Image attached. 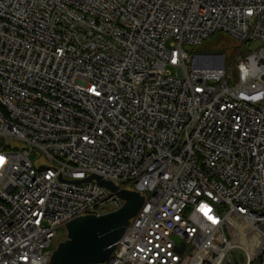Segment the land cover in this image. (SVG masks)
<instances>
[{"label":"built area","instance_id":"built-area-1","mask_svg":"<svg viewBox=\"0 0 264 264\" xmlns=\"http://www.w3.org/2000/svg\"><path fill=\"white\" fill-rule=\"evenodd\" d=\"M93 176L145 200L96 264H264V0H0V264L121 209Z\"/></svg>","mask_w":264,"mask_h":264},{"label":"water","instance_id":"water-1","mask_svg":"<svg viewBox=\"0 0 264 264\" xmlns=\"http://www.w3.org/2000/svg\"><path fill=\"white\" fill-rule=\"evenodd\" d=\"M100 185L125 201L118 211L102 216L90 215L75 219L66 225L67 240L58 244L50 264H96L112 262L116 244L122 239L144 205L140 193L122 190L112 182L93 176ZM85 181V182H86ZM243 262V257H240ZM238 264V262L236 263Z\"/></svg>","mask_w":264,"mask_h":264},{"label":"rangeland","instance_id":"rangeland-1","mask_svg":"<svg viewBox=\"0 0 264 264\" xmlns=\"http://www.w3.org/2000/svg\"><path fill=\"white\" fill-rule=\"evenodd\" d=\"M232 41L233 40L227 35L223 36L222 34H216L213 36L212 40L210 41L211 44L207 46V49L209 50L211 49L210 51L212 52L220 51V52H226V53H229V55H232V51L235 46V44ZM246 50L247 49L245 48V51ZM231 61L232 60L230 59L229 62ZM231 75L236 80V72L232 71ZM232 84L233 82L230 83V85ZM66 240H67V231L66 230L60 231L58 239H57L58 244ZM234 253H235L234 257L230 255L229 257L226 258L223 264H236V260L238 264H244L243 262L240 261V257L242 256V254L240 252H234Z\"/></svg>","mask_w":264,"mask_h":264}]
</instances>
